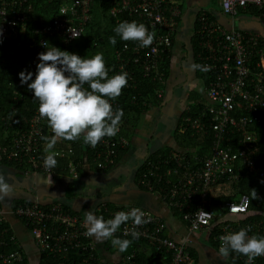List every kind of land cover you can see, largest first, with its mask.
<instances>
[{
	"label": "built area",
	"instance_id": "built-area-1",
	"mask_svg": "<svg viewBox=\"0 0 264 264\" xmlns=\"http://www.w3.org/2000/svg\"><path fill=\"white\" fill-rule=\"evenodd\" d=\"M109 12L113 16L121 15L125 20L130 17L137 23H143L149 32L155 33L151 46L140 47L136 42L131 47V54L125 61L133 62L132 67L120 63L114 74L127 72L128 80L134 69L143 74L154 73L158 77V63L162 54L170 49L172 35L178 26L180 4L182 0H110ZM93 0H70L61 3L56 14L47 20L39 18L34 32L39 35L41 46H47L49 39L59 37L67 43L81 35L90 18V7ZM221 11L235 15L241 8L257 6L264 15V0H219ZM31 3L28 0H0V40L4 41L18 27L24 28ZM208 9L200 8L197 14L199 50L197 57L201 65L210 66L208 80L204 85L206 103L202 110L206 120L186 117L188 125L197 132L211 130L213 133L209 155L196 156V163L191 166L189 159L180 152L172 153V167L167 171L176 173L174 181L162 186L164 197L171 205L182 210L181 217L189 231L211 227L215 218L212 208L206 206V194L209 187L223 180L237 182L242 171L256 172L264 178L253 156L256 132L250 126L264 119V38L259 34L237 28H227L215 17L207 14ZM6 12V15L3 13ZM127 45L124 46L126 48ZM118 51L117 57L120 58ZM122 57V56H121ZM113 100L110 101L112 103ZM115 103V102H114ZM41 117L38 110L29 120V126L13 136L10 148L4 154L8 158L25 160L28 163L26 172L40 171L52 173L54 168L44 166L45 153L38 148L42 133ZM48 130L51 129L48 127ZM230 134L236 139L231 140ZM103 149H95L94 163L104 168L113 163L116 150L110 145L127 146L124 135L101 140ZM54 152L67 155V166L72 176H77L78 161L70 155L73 149L63 146ZM168 162L167 159L163 160ZM153 171V170H152ZM167 172V173H169ZM142 177V182L150 184ZM166 178L165 172L159 181ZM101 204V205H100ZM99 205L103 206L101 202ZM249 198L242 195L239 199L225 201L223 207L228 213L243 214L247 212ZM130 205L110 210L111 218L117 211H130ZM139 208V207H137ZM106 211L107 209L105 207ZM148 221L135 226L131 220L123 223L118 229L123 235L135 228L139 232L138 241L147 246V259H137V252L131 251L123 258L121 264H193V257L184 240L176 241L163 233L161 218L152 211L139 208ZM13 212L29 227L34 242L40 251L55 255L70 249L87 252L91 256L94 248L91 237L87 236L82 215L71 212L61 202L43 204L38 200H21L12 207ZM258 236H264V222L256 227ZM237 231L233 226L223 227L217 234V246L220 237ZM254 233L249 232V235ZM132 237V236H131ZM13 248L5 249L8 245ZM245 263L247 257L235 254ZM23 253L15 235L7 222L5 211L0 204V264H22ZM62 263V262H61ZM252 264H264V256L256 257Z\"/></svg>",
	"mask_w": 264,
	"mask_h": 264
},
{
	"label": "crops",
	"instance_id": "crops-1",
	"mask_svg": "<svg viewBox=\"0 0 264 264\" xmlns=\"http://www.w3.org/2000/svg\"><path fill=\"white\" fill-rule=\"evenodd\" d=\"M200 8L210 10L215 18L227 28L233 27L254 32L264 38V15L262 13L256 14L253 11L249 12L241 8L237 14L230 16L221 11L219 0H182L178 26L169 49L170 73L162 90V103L159 106H151L141 115L136 129L131 131L129 136L124 135L128 139V148L119 160L115 163L113 160V163L110 164L112 166L108 170L98 171L85 165L81 174L77 176L40 171L26 172L6 164L1 159L0 152V173L5 176L7 182L14 189L9 196L0 199V204L5 211L7 222L15 235L19 248L23 256H26L29 264H38L42 251L36 246L29 227L13 212L12 202L14 200H38L46 205L55 201L65 203L73 209L70 210L71 212L80 213L83 220L85 219V211L90 209L98 216L96 211L101 202H110L115 204L116 207L119 205H133L145 208L161 218L164 235L176 241L184 240L187 242L186 244L192 252L193 264H246L234 252L230 254L227 262L217 254L219 248L215 237L223 227L233 226L236 230H239L247 226L245 224L239 225L237 219L241 214L236 215L226 211L223 207L225 201L220 204L211 202L210 189L212 186L207 190L206 205L208 204L214 211L217 209L215 218L211 223V227L194 231L187 229L181 217L182 210L167 202L162 189V186H168L167 179L173 182L177 175L172 171H167V168L172 167L174 164L171 159L173 152H180L185 158L189 159L191 166L196 163V156H199V154L190 155L186 153L184 148H179L173 137V131L180 122L182 110L188 106L191 92L198 90L199 94L206 99L204 96L205 81L198 76V70L192 71L189 67L195 63L192 39L196 31L195 21H197ZM197 38L198 48L199 37L197 36ZM198 64H200L199 59ZM157 78L162 79V73L159 72ZM190 84H195L196 87L187 88ZM159 91L161 92V90ZM186 117L188 116L182 117L183 125L179 124L178 127L180 131L190 127L187 120L185 121ZM162 146L172 148L167 155L158 156V160H169V164L164 161L165 164H168L167 167L153 163V161H147L145 167L137 176L138 166L146 159L148 153ZM146 172L145 179H148L150 184H146L141 180ZM164 172L166 178L159 181V176H162ZM108 219H111V217ZM262 222H264V218L252 223L250 232L256 234L257 230L255 229ZM214 224L218 225L219 232L213 234L210 238ZM113 238H117V236L114 234ZM120 238L132 240V244L128 249L132 248L131 251L135 250L140 255L145 256V259L148 258L145 243L133 239L131 236ZM91 240L98 255L96 258L98 260L94 264H114L119 260L121 262L122 256L126 251H129L127 249L123 253L119 252L111 244V238L102 243L96 242L93 237H91ZM84 264L92 263L84 261Z\"/></svg>",
	"mask_w": 264,
	"mask_h": 264
},
{
	"label": "trees",
	"instance_id": "trees-1",
	"mask_svg": "<svg viewBox=\"0 0 264 264\" xmlns=\"http://www.w3.org/2000/svg\"><path fill=\"white\" fill-rule=\"evenodd\" d=\"M31 3V8L28 12V18L23 28L18 27L7 38L0 40V152L1 159L8 165H12L21 170L28 168V163L25 160H16L8 158L4 153L8 151L12 143L13 136L20 130H23L29 126V120L38 110L39 101L33 97V93L27 88V83L21 84L18 73L21 70L31 71L33 73V79L35 78L36 64L39 62L38 53L45 51L46 49L39 43V35L34 32V27L37 25L38 20L42 17L43 20L49 19L51 16L57 13L58 7L61 3L68 2L70 0H28ZM94 1V0H93ZM93 4V2H92ZM90 7V18L86 22L83 33L71 41L64 43L57 36L49 39V43L45 47L55 46L61 50L75 53L81 57L90 58L96 53H102L104 56L106 67L108 68V75L111 77L114 75L116 69L120 63H123L126 67H132L133 62L127 63L124 58L130 56L131 47L136 42L124 41L114 32V28L122 21H129L121 17V15L113 16L109 12L111 5L110 0H97V14L94 15V9ZM243 9V8H242ZM243 10L253 11L256 14H261L260 9L257 6H247ZM209 17L214 19L213 13L208 10ZM131 21H135L131 20ZM129 21V22H131ZM195 28L198 27V22L195 21ZM115 36L117 43L113 46L109 43V37ZM197 33L193 34L194 43V60L198 64L196 57L199 47L197 48ZM174 34L172 35V42ZM127 45L126 48L124 46ZM118 51L120 52V58L117 57ZM122 56V57H121ZM162 73V79L155 77L154 73L143 74L140 69H134L131 75L132 80H128L127 86L122 89V93L119 97L113 100L112 107L115 111L117 108L123 110V117L119 125V131L114 136L125 135L129 136L130 132L136 129V126L140 122L141 115L146 112L151 106H159L162 103L163 95L162 90L165 87L166 78L170 73V53L169 49L162 54V58L158 63L157 69ZM199 77H201L205 84L208 80L210 72L197 71ZM31 81H29L30 83ZM85 87H88L85 85ZM161 90V92L159 91ZM160 92V93H159ZM191 99L188 100V106L181 112V118L179 124H182V117L189 116L191 118H199L200 120H206L202 113L204 105L207 101L199 94L198 90L191 92ZM115 102V103H114ZM42 133L38 140V148L44 152V141L41 140L42 135L51 136L52 132L48 130L47 121L41 118ZM178 126L173 131V137L179 148H184L186 153L190 155H209L211 151V144L213 133L211 130L206 132H197L191 127L185 128L182 131ZM183 125V124H182ZM256 132L255 148L253 149L254 161L256 165L264 170V119L250 126ZM109 138V137H105ZM230 139H236L235 134H230ZM104 142L100 141L96 147H91L83 142L82 138L76 141L60 140L55 145V151L63 146H70L73 149L72 157L75 161H78L77 175L81 174L85 165L92 167L98 171L108 170L112 165H108L104 168H100L94 163L93 156H95V149H103L106 147ZM116 150L114 155V163L119 160L122 154L126 151L128 146L122 147L119 144L110 145ZM172 148L170 146H162L158 149L149 152L146 159L138 166L137 176L145 167L147 161H153L167 167L169 164H165L163 160H158L159 155H167ZM57 165L54 167L52 173L56 174H69V168L67 166L68 156L57 155ZM160 161H162L160 163ZM138 179V178H137ZM142 186V185H141ZM251 189H255L259 195V199H252ZM211 202L213 204H220L224 201L239 199L242 195H246L249 198L248 210L244 214L238 217L239 225L245 224L250 226L252 223L257 222L259 219L264 218V178L260 177L253 171H242L237 182L223 180L218 184L211 187ZM20 200H14L12 207L15 206ZM64 207L71 209L67 204L62 203ZM101 205V204H100ZM98 205L97 214L103 216L106 220L111 216L110 210L116 208V205L110 202L103 203V206ZM132 206V205H130ZM206 206L209 207L207 204ZM105 207L109 209L106 211ZM121 207V205H119ZM123 207V206H122ZM235 222V223H238ZM255 227V226H254ZM218 225L214 224L210 233V238L213 234L219 232ZM115 235L125 237L119 231ZM137 240V239H136ZM215 242V241H214ZM213 242V243H214ZM215 244V243H214ZM13 244L8 245L5 249L13 248ZM134 249V248H133ZM131 252V249H128ZM122 256L121 262L114 263L120 264L126 253ZM89 253L82 252L78 249H70L62 254H51L47 251L40 253L38 264H94L98 257L95 248ZM192 253V252H191ZM136 258L144 259L145 256L137 253ZM62 262V263H61ZM22 264H29L26 256Z\"/></svg>",
	"mask_w": 264,
	"mask_h": 264
},
{
	"label": "clouds",
	"instance_id": "clouds-1",
	"mask_svg": "<svg viewBox=\"0 0 264 264\" xmlns=\"http://www.w3.org/2000/svg\"><path fill=\"white\" fill-rule=\"evenodd\" d=\"M114 32L122 40L137 42L140 47L151 46L155 38L154 32H149L143 23L136 21H122L114 28ZM109 43L114 46L116 37H109ZM43 47L46 50L38 53L35 78L31 71L26 70H21L18 75L21 84L27 83V88L39 101V116L46 119L51 129L52 135H42L41 140L45 145L44 166L54 168L58 153L51 150L58 141L82 138L85 144L94 148L105 137H114L118 133L124 113L119 108L114 111L110 101L121 95L122 89L127 86L128 74L120 72L109 77L102 53L85 58L55 46ZM189 67L192 71L205 73L211 70L210 66L197 63ZM190 86L196 87L195 84ZM13 191V186L0 173V199ZM251 195L252 199L260 198L255 189H251ZM84 215L85 234L98 243L111 238V244L121 253L130 247L132 240L113 238L120 226L129 220L135 226L148 222L137 207L127 212L117 211L113 218L107 220L97 216L91 209L85 211ZM250 231L251 227L247 226L221 236L218 256L227 262L234 252L246 256V264H252L256 257L264 256V236H250ZM130 235L138 239L140 234L133 228Z\"/></svg>",
	"mask_w": 264,
	"mask_h": 264
},
{
	"label": "rangeland",
	"instance_id": "rangeland-1",
	"mask_svg": "<svg viewBox=\"0 0 264 264\" xmlns=\"http://www.w3.org/2000/svg\"><path fill=\"white\" fill-rule=\"evenodd\" d=\"M92 7H93V9H94V15H95V14L98 15V14H97V9H98V8H97V0H94V1H93ZM22 30H23V29H22ZM190 85H191V84H190ZM190 85H188L187 88H188V87H191ZM191 88H192V87H191ZM187 91L189 92V90H187ZM184 92H185V91H184ZM215 208H216V207H215ZM215 211H217V209H216ZM215 211H214V212H215Z\"/></svg>",
	"mask_w": 264,
	"mask_h": 264
}]
</instances>
